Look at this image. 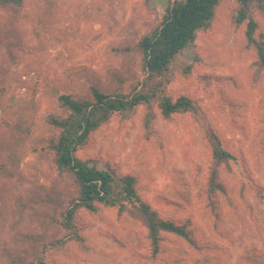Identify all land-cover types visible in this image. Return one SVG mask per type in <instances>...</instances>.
<instances>
[{"label":"rangeland","instance_id":"374dc122","mask_svg":"<svg viewBox=\"0 0 264 264\" xmlns=\"http://www.w3.org/2000/svg\"><path fill=\"white\" fill-rule=\"evenodd\" d=\"M167 1L23 0L0 11L1 39L13 44H0V264H28L26 256L39 255V245L59 235L57 209L74 193L40 151L53 137L47 118L61 115L58 97L88 96L91 85L127 92L142 77L141 65L113 49L155 29ZM237 9L234 0L220 1L211 28L173 62L166 86L174 99L185 95L201 105L233 155L229 169L220 167L227 194L218 193L215 213L198 197L210 159L190 115L170 123L157 114L165 157L141 142L143 107L113 116L78 152L136 175L142 197L163 218L191 219L195 238L215 249L198 253L166 235L154 260L139 224L109 210H83L89 249L69 243L47 256L48 264H264V71L255 82L256 57L246 48L245 26H235ZM256 20L264 32V14Z\"/></svg>","mask_w":264,"mask_h":264},{"label":"trees","instance_id":"16d2710c","mask_svg":"<svg viewBox=\"0 0 264 264\" xmlns=\"http://www.w3.org/2000/svg\"><path fill=\"white\" fill-rule=\"evenodd\" d=\"M220 1L168 0L155 29L144 34L138 43L115 47V55L132 56L141 65L142 77L129 83L127 92H107L91 85L88 96L63 94L58 97L61 115H49L47 118L53 137L45 141L40 151L49 158L58 180L68 178L71 181L74 193L57 209L59 235L42 242L39 245V255L30 253L26 256L25 263L28 259V264H48L47 256L65 248L69 243H77L88 250L79 220L83 210L100 214L105 209L112 211L118 221L129 219L139 224L145 230V239L154 260L162 252L166 235L177 237L198 253L215 249L214 245L202 243L195 238L191 219L163 218L142 197L138 190L140 181L136 175L131 172L120 175L111 162L102 160L103 165H100L99 159L84 160L78 157V152L113 116L143 107L145 111L141 118V142L156 146L160 155L165 157V139L156 129L159 116L164 121L173 123L175 116L190 115L202 132L210 159L204 177V189L198 197L205 203L206 209L215 213L218 193L227 194L224 184L219 180L220 167L229 169L233 155L224 149L201 105L185 95L174 99L168 94L166 86L171 81L173 62L181 52L195 43L199 32L211 28ZM234 1L238 4L234 17L235 26H245L246 48L256 57L251 65L256 82L264 71V32L256 20L257 14H264V0ZM22 2L23 0H0V11L14 6L20 8ZM1 38L2 36L0 44L9 47L13 45L9 40L3 41ZM190 70L191 67H186L185 72ZM210 79L211 77H207V82ZM3 91L0 88V94Z\"/></svg>","mask_w":264,"mask_h":264}]
</instances>
